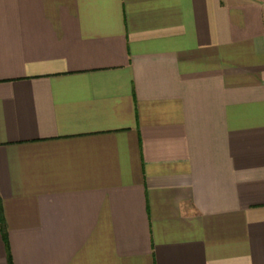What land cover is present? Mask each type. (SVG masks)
Here are the masks:
<instances>
[{
	"label": "crops",
	"instance_id": "0c3cea01",
	"mask_svg": "<svg viewBox=\"0 0 264 264\" xmlns=\"http://www.w3.org/2000/svg\"><path fill=\"white\" fill-rule=\"evenodd\" d=\"M9 262L264 264V0H0Z\"/></svg>",
	"mask_w": 264,
	"mask_h": 264
},
{
	"label": "trees",
	"instance_id": "16d2710c",
	"mask_svg": "<svg viewBox=\"0 0 264 264\" xmlns=\"http://www.w3.org/2000/svg\"><path fill=\"white\" fill-rule=\"evenodd\" d=\"M1 229H2V235L4 238L5 244L7 245V237H6V231H5V226H4L3 220L1 221ZM9 261H10V259H9ZM9 264H11V263L9 262Z\"/></svg>",
	"mask_w": 264,
	"mask_h": 264
}]
</instances>
